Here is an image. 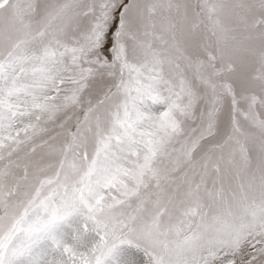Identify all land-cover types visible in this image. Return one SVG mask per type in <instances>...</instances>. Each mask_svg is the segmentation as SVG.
Wrapping results in <instances>:
<instances>
[{"label": "snow or ice", "instance_id": "obj_1", "mask_svg": "<svg viewBox=\"0 0 264 264\" xmlns=\"http://www.w3.org/2000/svg\"><path fill=\"white\" fill-rule=\"evenodd\" d=\"M0 264H264V0H0Z\"/></svg>", "mask_w": 264, "mask_h": 264}]
</instances>
